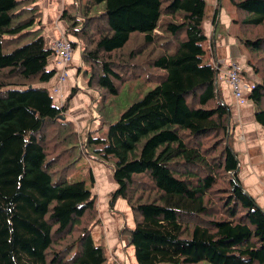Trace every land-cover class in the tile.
Here are the masks:
<instances>
[{"label":"trees","instance_id":"16d2710c","mask_svg":"<svg viewBox=\"0 0 264 264\" xmlns=\"http://www.w3.org/2000/svg\"><path fill=\"white\" fill-rule=\"evenodd\" d=\"M39 1L0 0V264H106L91 237L96 198L70 179L80 159L111 163L108 206L121 199L130 210L133 228L119 234L136 264H264V213L237 177L219 65L202 64L205 1L70 0L59 20L87 90L156 83L84 142L64 116L76 87L60 107L48 91L56 68L43 38L2 51L39 30ZM229 3L240 74L255 79L243 99L264 136V0Z\"/></svg>","mask_w":264,"mask_h":264},{"label":"rangeland","instance_id":"374dc122","mask_svg":"<svg viewBox=\"0 0 264 264\" xmlns=\"http://www.w3.org/2000/svg\"><path fill=\"white\" fill-rule=\"evenodd\" d=\"M41 1L42 0H40V2ZM220 1L221 8L233 18L235 12L229 3V0ZM69 3L70 0H68L64 7ZM64 7L61 11L59 10V12L56 13L58 14V18L56 17V14H54L53 18L51 17V19L46 21L42 18V12L39 6L41 12L39 30L32 31L13 45L11 44L12 47L10 49H2V51L6 53L12 50V48L20 47L32 40V38L36 37L38 34L43 38L44 45L47 48L51 39L59 37L60 34L65 36V22L59 20V16ZM102 10V4L94 5L95 12L100 13ZM45 25L47 27H44ZM58 27H60L59 30ZM224 31V28L218 26L216 34L225 35L226 33ZM236 31V26L230 24L229 36H235ZM204 51L205 54L202 56V64L210 63V54L207 44L204 45ZM73 56L74 57L69 65L67 80L61 86L60 102L57 101V95L52 94L51 97L54 105L60 107L72 87H76L77 90H75L74 96L69 100L68 108L64 116L66 120L73 123L74 129L81 142H84L86 134H90L91 137L103 136L108 125L114 123L129 105L141 100L147 92L156 86V83L144 81L143 78L127 79L118 86L116 95L104 92L101 96L95 91L87 90L82 78L79 77L76 79L74 77L75 69L80 65L78 49L73 51ZM54 59L55 57L53 55L48 58V68H52V62ZM238 77L242 86L249 87L251 85V79H249L247 71H245V76L239 74ZM53 82L54 79L49 85L51 86ZM231 132L233 135V128ZM89 175L92 177V184ZM70 179L83 181L85 187L96 198L99 227L97 226L91 231V237L95 244L103 245L104 254L107 258L106 264H136L133 257V249L131 246H127L128 237L126 233L123 232L121 235L119 234L122 227H126V229L133 228V217L130 210L121 199L115 201L113 211H111L108 206V197L115 188L112 180L111 163L108 162L102 164L94 162L91 165L86 159H80L76 163V171ZM100 228H102V230H100ZM98 230H100V233Z\"/></svg>","mask_w":264,"mask_h":264},{"label":"crops","instance_id":"0c3cea01","mask_svg":"<svg viewBox=\"0 0 264 264\" xmlns=\"http://www.w3.org/2000/svg\"><path fill=\"white\" fill-rule=\"evenodd\" d=\"M59 1L42 0L39 1L40 4L38 2L43 20L53 18V15L61 11L68 2V0ZM220 4V0H205L203 26L206 37L211 38L208 42L210 61L219 65L217 86L221 99L230 113L234 135L232 149L238 161L237 177L247 195L264 213V136L260 126L254 122L252 105L247 101L239 104L226 83L225 73L228 63H238L244 67L246 57L239 49L236 37L229 36L232 17L221 8ZM218 26L224 28L225 35L216 34ZM52 63V66L56 67L55 60ZM248 76L255 80L251 71L248 72Z\"/></svg>","mask_w":264,"mask_h":264},{"label":"built area","instance_id":"2783aa9c","mask_svg":"<svg viewBox=\"0 0 264 264\" xmlns=\"http://www.w3.org/2000/svg\"><path fill=\"white\" fill-rule=\"evenodd\" d=\"M48 48L53 52L55 57L56 74L54 82L48 87L49 93L57 95V101L60 102V90L63 83L67 80L68 69L72 60V48L68 39L60 34L59 37L51 39L48 43ZM242 71V65L238 63H228L227 71L225 73L226 83L230 89L232 96L239 104L245 102L243 94L247 90L240 83L238 75Z\"/></svg>","mask_w":264,"mask_h":264}]
</instances>
